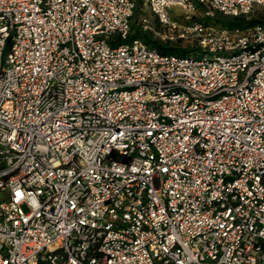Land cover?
<instances>
[{
    "label": "built area",
    "instance_id": "built-area-1",
    "mask_svg": "<svg viewBox=\"0 0 264 264\" xmlns=\"http://www.w3.org/2000/svg\"><path fill=\"white\" fill-rule=\"evenodd\" d=\"M144 4L0 0V264H264V0Z\"/></svg>",
    "mask_w": 264,
    "mask_h": 264
},
{
    "label": "rangeland",
    "instance_id": "rangeland-1",
    "mask_svg": "<svg viewBox=\"0 0 264 264\" xmlns=\"http://www.w3.org/2000/svg\"><path fill=\"white\" fill-rule=\"evenodd\" d=\"M136 2V10L134 13V24H133V29L136 31H139V35L138 37H140L143 41H145L146 43L152 45V46H157V41L155 40V37L152 33L150 32H140L139 27L137 26L136 21L138 20V18L140 17V15H149V11L148 8L146 7V5L144 4V0H135ZM170 12L173 16H177L179 15V7L178 6H173L170 9ZM257 16H259L260 18H264V9H261L259 11V13L257 14ZM213 18V17H211ZM207 21H209V24H217L216 20H212V19H208ZM177 47L181 48V46L176 45ZM182 53V51H181Z\"/></svg>",
    "mask_w": 264,
    "mask_h": 264
},
{
    "label": "trees",
    "instance_id": "trees-1",
    "mask_svg": "<svg viewBox=\"0 0 264 264\" xmlns=\"http://www.w3.org/2000/svg\"><path fill=\"white\" fill-rule=\"evenodd\" d=\"M212 20H216L217 24H221V25H228V26H234V25H241V24H245L246 22L242 19V18H229V17H225L223 15H221L220 13L216 12L215 15L213 16V18H210ZM264 22V18H253L249 21H247V23H253V22ZM209 21H206V23H208ZM139 35V31L134 30V32L129 36V39H132L133 37H136ZM157 47L163 51V52H183L184 49L179 48L177 46H171V45H163V44H159L157 43Z\"/></svg>",
    "mask_w": 264,
    "mask_h": 264
}]
</instances>
